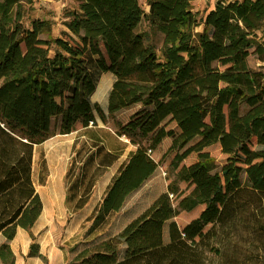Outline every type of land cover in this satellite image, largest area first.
Here are the masks:
<instances>
[{
	"label": "trees",
	"instance_id": "1",
	"mask_svg": "<svg viewBox=\"0 0 264 264\" xmlns=\"http://www.w3.org/2000/svg\"><path fill=\"white\" fill-rule=\"evenodd\" d=\"M194 1L148 0L147 13L139 0H75L65 13L67 31L53 37L50 20L26 25L25 6L32 0H0L3 264H15L11 242L43 212L33 162L35 146L54 136L52 121L60 118L64 135L78 124L96 125V113L106 121L91 102L97 84L88 52L104 74L115 77L109 114L142 107L118 136H129L133 144L148 137L152 142L139 145L120 167L92 213L91 231L157 171L152 152L164 138L174 137L177 151L197 142L176 155L167 192L120 234L65 264H264V69L248 64L252 50L264 63V0H217L203 16ZM144 21L162 36L159 50L137 32ZM168 119L177 135L161 127ZM215 144L227 156L219 170L204 151ZM193 152L197 161L180 167ZM180 183L187 188L180 190ZM78 203L74 210L88 199ZM198 206H204L199 216L180 229L174 219ZM29 255H38L35 244Z\"/></svg>",
	"mask_w": 264,
	"mask_h": 264
},
{
	"label": "rangeland",
	"instance_id": "2",
	"mask_svg": "<svg viewBox=\"0 0 264 264\" xmlns=\"http://www.w3.org/2000/svg\"><path fill=\"white\" fill-rule=\"evenodd\" d=\"M145 12L150 11L148 0H139ZM206 0H195L193 8L200 16L205 15L209 8L206 7ZM75 0H32V4L26 5L30 8L26 15L25 23L30 24L33 19H47L52 23V36L62 37L67 31L64 22L65 13L75 7ZM202 27L197 31H201ZM137 32L141 33L145 41L155 44L157 50L162 45V36L150 29L147 22H143ZM46 36H41L45 39ZM250 51L248 64L251 69H264V63L258 60L257 56ZM89 68L93 73L94 80L98 83L105 75L98 66V57L90 52L86 54ZM108 74V73H107ZM115 77H113V83ZM113 86V84H112ZM106 103L95 101L91 98L92 104L98 105L106 115V121L96 113V125L91 124L90 129H85L78 124L76 130L70 134H60V118L52 121L54 136L45 142L35 146L33 162V181L35 189L43 202V212L34 227L30 230L19 229L13 242V253L15 264H65L72 261L83 250L93 247L101 242L111 239L120 234L125 227L142 215L163 193L167 192L168 186L174 180L172 173L173 162L176 155L183 153L197 140L187 144L182 150H173L174 137L164 138L152 152L153 158L159 163L157 171L136 191L131 193L125 200L120 211L112 214L107 223L101 228L91 231L92 214L95 207L102 201L108 186L120 167L127 161L128 157L136 151L139 145L149 147L151 137L137 139L138 144H133L129 136H118L117 132L125 126L130 118L139 112L141 105H135L121 110L114 115L108 112V100ZM166 132L179 133L174 122L166 120L162 123ZM209 152L217 163L216 170H219L227 160L219 144L204 149ZM56 156L60 160V172L58 181L60 185V199L53 205L49 203L45 191L50 186L53 175V164ZM198 159V153H191L180 165H191ZM246 176H243L245 179ZM187 184L180 183V190H185ZM89 190L90 195L87 197ZM82 197L80 203L78 200ZM68 199V200H67ZM70 199V200H69ZM88 199L84 211L74 210L76 203L79 205ZM179 201V200H178ZM175 202V204L178 203ZM204 206H198L191 211H182L174 219L180 229H183L189 222L197 218ZM93 213V212H92ZM91 214V215H90ZM168 222L164 228V241L168 243ZM4 240L0 236V245ZM35 244L38 247V255L30 256V246ZM125 247L120 250V257L124 256ZM0 264H3L0 261Z\"/></svg>",
	"mask_w": 264,
	"mask_h": 264
},
{
	"label": "bare ground",
	"instance_id": "3",
	"mask_svg": "<svg viewBox=\"0 0 264 264\" xmlns=\"http://www.w3.org/2000/svg\"><path fill=\"white\" fill-rule=\"evenodd\" d=\"M113 77L114 75L111 73L105 74L102 77V79L98 83L96 92L92 96L93 100L106 103L108 93L110 89L112 88ZM53 164H55L56 168L53 169V175H52V179L50 182V186L45 191V194L48 197V201L52 205L54 203H57L60 199V185L58 181V176H59L61 165H60V160L58 156H56L55 161L53 160Z\"/></svg>",
	"mask_w": 264,
	"mask_h": 264
},
{
	"label": "crops",
	"instance_id": "4",
	"mask_svg": "<svg viewBox=\"0 0 264 264\" xmlns=\"http://www.w3.org/2000/svg\"><path fill=\"white\" fill-rule=\"evenodd\" d=\"M216 2H217V0H206V2H205V4L207 5L206 7H208L209 8V11L210 10H212V9H214V7H215V5H216ZM88 129H90V128H87V130ZM88 207V205L87 206H85V207H83V209H81V210H79V211H84L85 210V208H87ZM94 208V207H93ZM93 208L91 209V211H90V213L92 214V212H93ZM90 214V215H91ZM19 230V229H18ZM23 230V229H22ZM1 236V235H0ZM16 238V237H15ZM15 240V239H14ZM14 240L11 242V248L13 247V242H14ZM13 250V249H12Z\"/></svg>",
	"mask_w": 264,
	"mask_h": 264
}]
</instances>
